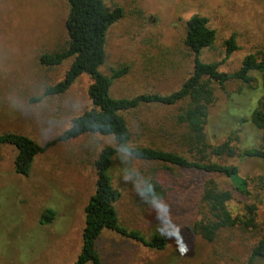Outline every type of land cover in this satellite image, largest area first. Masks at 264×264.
<instances>
[{
	"label": "rangeland",
	"instance_id": "rangeland-1",
	"mask_svg": "<svg viewBox=\"0 0 264 264\" xmlns=\"http://www.w3.org/2000/svg\"><path fill=\"white\" fill-rule=\"evenodd\" d=\"M122 7L124 17L108 33L107 61L101 68L128 66L116 80L112 97L141 94L168 95L181 88L194 70V55L186 46L187 22L206 17L217 32L213 48L202 60L220 64V71H237L245 57L264 50V0H104ZM67 0H0V135H25L41 146L54 141L92 108V79L81 76L60 96L43 97L46 89L64 80L73 59L45 67L39 58L68 45ZM236 35L239 50L227 54V41ZM255 90L240 82L216 86V102L206 128L211 145L230 137L238 147L260 146L261 134L251 123L242 124L263 97L264 74H255ZM42 98V99H41ZM186 104L144 106L124 114L132 132L131 147H152L190 157L180 138L185 131L178 116ZM112 137L83 136L56 144L39 155L28 177L15 171L17 151L0 149V264H73L82 249L86 206L96 189L94 163ZM248 180L246 194L233 181L171 165L145 163L119 153L111 171L121 192L117 204L121 223L147 237L162 234L168 240L162 252L152 251L111 232L97 248L104 264H246L253 247L264 236V161L224 158ZM157 176L167 193L164 202H151L142 193L147 179ZM214 178L222 190L234 191L229 205L234 215L245 205L257 206V228L225 230L213 246L190 231L201 218L202 183ZM47 210L51 223L41 222ZM257 264H264L258 261Z\"/></svg>",
	"mask_w": 264,
	"mask_h": 264
},
{
	"label": "trees",
	"instance_id": "trees-1",
	"mask_svg": "<svg viewBox=\"0 0 264 264\" xmlns=\"http://www.w3.org/2000/svg\"><path fill=\"white\" fill-rule=\"evenodd\" d=\"M67 1L70 7L66 20L68 45L60 51L42 54L39 61L42 66L49 68L61 66L67 60L73 59V62L64 80L48 87L43 97L63 95L81 76L87 75L93 81L88 92L92 108L74 119L68 130L44 147L28 136L8 133L0 135V149L14 147L17 151L15 171L20 176L28 177L35 159L56 144L89 135L112 137L116 147H105L94 163L96 189L85 209L83 245L73 264H104L97 245L105 232L114 233L119 238L152 251L162 252L168 245L166 236L156 233L147 237L142 231L129 229L121 223L117 204L122 194L115 187L111 176L117 156L126 153L145 163L171 165L211 177H223L233 181L238 192L246 194L248 180L240 176L239 168L218 161L224 158L264 161V84L262 99L248 117L241 119L242 124L251 123L260 132V146L240 148L234 144L238 137L233 136L219 145H211L206 128L210 110L216 102V86L224 89L230 82H240L249 90L257 88L255 74H264V50L247 55L237 71L221 72L220 64L202 60L203 52L215 45L217 32L210 27L206 17L194 15L187 22L185 39L186 46L194 55V70L181 88L168 95L141 94L133 98L116 99L111 95L113 84L127 76L130 68L126 66L113 70L110 76L104 75L101 68L107 61L108 33L124 17V9L110 8L104 0ZM226 46L228 56L240 49L236 35L227 41ZM179 103L186 104L177 117L178 124L185 129L180 143L190 157L152 147L130 146L132 132L124 117L125 113L144 106L172 107ZM142 193L151 202L162 203L167 198L155 174L147 179ZM201 197V218L190 228L194 236L214 246L225 230L238 228L249 231L257 228V206L245 205L242 214L234 215L229 209L235 198L234 191L222 190L214 178L202 183ZM54 219L55 213L47 210L41 222L51 223ZM258 261L264 262V236L251 250L246 264H257Z\"/></svg>",
	"mask_w": 264,
	"mask_h": 264
}]
</instances>
